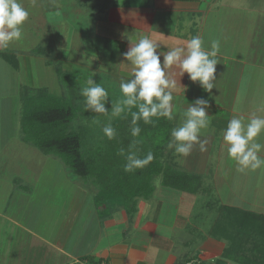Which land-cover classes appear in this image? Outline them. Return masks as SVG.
Listing matches in <instances>:
<instances>
[{
  "label": "crops",
  "instance_id": "0c3cea01",
  "mask_svg": "<svg viewBox=\"0 0 264 264\" xmlns=\"http://www.w3.org/2000/svg\"><path fill=\"white\" fill-rule=\"evenodd\" d=\"M78 1L92 2L88 7L100 16L94 24L97 30L94 38L104 37L110 41L111 52L117 47L121 56L129 47L127 37L136 41L139 36L147 35L159 42L165 53L172 47L185 46L191 36L202 37L205 50H210L213 39L220 41L215 88L210 96L198 84L192 83L187 74L180 77L179 68L169 69L177 83L173 90L175 106L187 108L200 94H207L211 104L208 110L211 123L202 130L200 137L205 141L204 150L199 144L194 145L191 154L184 159L190 167L186 168L185 163L178 166L200 175L206 183L212 184V188L222 182L227 184L226 189L232 188L237 181L245 183L249 178L247 173L252 174V179L247 182L256 191L255 196L249 201H244L240 195L235 202L230 199H220V202L256 213L261 212L254 211L252 206H261L264 215V170H245L239 178H236L238 174L234 178V175L228 177V162L232 159L221 134L234 116H242L245 120L253 115L264 116V88L255 90L252 87L257 79L262 81L260 74L264 73V50L263 55L259 54L264 48V30L258 31L255 23L261 10L246 1L244 4L243 0ZM256 36L263 37V42L253 51L251 42ZM93 40L92 44L95 43ZM6 63V87L0 95V140L3 139L0 141V264H188L194 260L186 257V251L179 253L183 249L177 250L174 244V238L178 237L186 250L190 242L184 238L186 234L181 235L183 230L188 231L186 224L195 200L190 193L157 187L154 202L139 200L136 213L129 219L120 207L101 215L93 202L88 205L89 216L81 218V203L75 198L82 195L85 200L91 194L83 186L55 177L53 169L57 166L64 172L55 156L42 152L44 161L55 165L43 168L46 174L50 171L53 175L49 181L42 180L46 174L36 181L27 180L31 169L16 146L18 142L20 147L26 148L20 135L18 95L23 84L18 71L23 68L19 60L17 68ZM9 70L12 71L10 74ZM182 119L183 116L172 120V128ZM7 127L11 129L3 138ZM263 136L264 133L257 138L258 142L264 143ZM260 155L264 156V151ZM234 171L236 169H232L231 174ZM209 174L213 179L211 182L207 177ZM16 176L23 180L15 181ZM71 187L75 190L74 194L71 193V202L65 210L62 206L53 207L52 216L53 210L49 212L48 202L55 199L62 203L66 196L63 190ZM180 195L186 196L181 198ZM196 248L193 252H198L197 257L218 255L217 259L225 245L223 241L207 236Z\"/></svg>",
  "mask_w": 264,
  "mask_h": 264
},
{
  "label": "rangeland",
  "instance_id": "374dc122",
  "mask_svg": "<svg viewBox=\"0 0 264 264\" xmlns=\"http://www.w3.org/2000/svg\"><path fill=\"white\" fill-rule=\"evenodd\" d=\"M245 1L249 5H252L255 8H259L261 10V12L258 13L255 18V23L258 31L263 32L264 0H243L244 4ZM21 3L29 12V16L27 20L24 21L22 25V33H23L22 38L18 41L14 40L10 42L9 46L6 49L0 50L4 52H13L14 54H16L19 62L22 65L21 67L23 68L20 69V71H18L20 79L23 82V84L20 86L18 90V95L20 94L19 97H20V105H21L19 118H21L22 115V103H23L22 96L24 95L23 93H26L28 89H31V93H35V95L39 93L38 91L45 89L47 90V92L57 95L60 98L70 99L71 90L69 89L68 83L66 84V81H64L63 75L71 73L73 76L72 78L68 77V80L72 79V84L74 81L77 88L79 86L78 89L79 91L77 90L78 93L76 90H72V92H74L73 93L74 95H72L73 104L78 102V105H80L79 109L77 110L76 116L74 118L75 120L73 121L72 124L78 127H83L85 129L86 131L85 139H86V147H87L86 149L88 151H91V154L92 152L96 151V148L99 146L100 148L106 150L111 140H109L104 135L102 128L104 125L108 124L109 121H111L112 124L113 120L116 118V117H112L111 113H112V106L115 105L117 101L122 99V94L120 92L118 84L120 79L130 78L132 65L124 61V58L123 56L120 55L119 51H117L114 59H110L109 57H106L105 55L98 52L92 46L93 44L91 43V40L95 39L94 33H96L97 31L96 28H94V24L97 19H100V16H98V14L94 12V10L88 7L89 4H91L92 2L84 4L78 0H21ZM249 22H251V20H249ZM260 42H263V37L256 36L252 40L251 43H252L253 51L254 48L258 49L259 47L262 46V45L260 46L259 44ZM263 50L264 48L262 49V51L259 52V54L263 55L262 53ZM6 66H7L6 61H4L3 58L0 57V80L2 86V88L0 89V95L1 93L4 92L3 90H5L6 87V76L4 73L5 70L6 72L8 70L6 69ZM10 72L12 71L9 70V74ZM91 75H92V79H94L96 83L102 85L108 91L109 99L111 103L107 105L108 106L107 115L91 113L89 111H85L83 106L81 107V105H83L82 101H84V99L80 95V89L82 87L87 86L86 81ZM78 78H80L79 81ZM260 79L262 81H259L257 79L256 81H254V83H252V87L255 90L259 87H261V89L264 88L263 72L260 74ZM75 85H73V88ZM3 95L6 94L4 93ZM200 95L209 99V96L207 94H200ZM248 97H250V93H248ZM262 97L264 98V95H262ZM6 100L9 99L6 98ZM246 101L250 102V100H247V98ZM184 109L186 108L183 107L182 105L181 106L176 105L175 119L177 118L180 119L182 117V113ZM20 123H21V119H20ZM10 129L11 128L7 127V130L5 131V133H3V138L8 135ZM115 129H116V137L112 139V143H115L116 140L118 141L120 140L121 142L120 144H123L125 143V141L124 140L122 141V139H127L129 140V143L131 142L133 143L134 140L138 142L140 140L153 139L154 137V136H147V134H145L144 132V133H140L138 137L131 136V140H130V136L128 135L127 129H123L122 133L118 132L119 130H121L118 127V125H116ZM23 134L24 133L21 131L20 134L22 135L21 139L26 143V148L20 147V144L17 142L16 143L17 150H19V152L22 154L23 156L22 158L23 159L25 158L24 159L25 163H27L30 166L31 171L28 170L29 173L27 176V180L36 181L40 179L39 177H42L43 174H46L43 169L44 167L50 164H53L52 166L55 165L54 162L46 163V159L44 161L42 151L37 147H35L33 144L25 141ZM263 139L264 136L261 138V140ZM11 146L13 149L16 148V146L13 144ZM22 150H24V154ZM162 153L165 155L166 158L169 159L171 163L176 165H180V164L183 165V163H185L186 168L190 167V163L184 161L185 157H179L175 155L174 151L168 149L167 146H165L162 149ZM48 155L53 157L55 156L54 158L58 160L57 162L59 164L61 162L63 166L64 172H62V170H60V167L58 168V166L57 168L53 169L54 170L53 173L55 174V177H58V180H62L66 182L67 181L66 179H68V182H73L78 186L85 187L87 191L90 192L91 195H93V198L90 197L91 195H89L85 200H83L82 195H80V198L78 196L75 198L76 199L75 201L81 203V208L79 210L81 218H83L82 216H84L85 218L88 217L89 216L88 215L89 211H87L88 205H90L92 202L95 203L94 201H95L96 193L99 192V190H101L102 187L104 186L103 185L105 184L104 180L98 178L95 175L89 177H83L81 175L74 174L71 171L70 167L66 165L67 163L66 162L64 163V160L61 157H59L58 154L52 153ZM6 160L9 161V159ZM235 165L236 163L233 160L228 162V166L230 167L229 168L230 171L228 170L229 172L228 177L234 175L233 176L234 178L236 177L235 175L238 174L237 175L238 177L236 178H239L241 172H238L236 170L234 171V173L231 174L232 169L235 170L237 168ZM9 167H12V164H9ZM262 170H264V168H262ZM255 171H258V169ZM261 174L262 173H259V175ZM246 175L249 177L247 178V181L252 179V174L247 173ZM52 176H53L52 173L49 171V173L47 172L46 174V178L45 179L41 178V179L49 181L50 177L52 178ZM207 177L209 178L210 182L213 181V179H211L210 174ZM20 180L23 179L20 178L19 176H16L15 181L19 182ZM247 181L242 184H240L237 181L236 183L233 184V187L229 189L225 188V186H227L225 182L219 184L215 183L216 184L215 187L212 188L214 196L217 197L219 201L220 199L222 201L224 200L227 201V199H230L235 202L238 200L237 197L242 195L244 197V201H249L252 198V196H255V194L257 193L250 186L249 184L250 182L248 183ZM152 182L153 185L155 183L158 189L162 187L160 183V176L156 177L155 180L153 178ZM256 185L258 184L256 183ZM63 191L64 193H66V196L64 197L62 203H60L59 200H55V199L50 200L48 202V204H50L48 205L49 212L53 210L52 216L54 215L53 207L57 209L58 206L60 207L62 206L65 210L66 205H69V203L71 202L70 200L72 196L71 193L75 192L74 187L64 189ZM223 192L224 194H222ZM221 194L222 197L220 196ZM180 196L182 198L183 196L186 195H180ZM150 199L152 202H154V192L147 200ZM114 200L111 201L116 202V205H111L113 204V202L109 204L111 210H113L114 208L117 209L121 202L119 199H114ZM242 201L243 198L241 197L240 202ZM72 202L74 203V200ZM251 209L262 213L261 206H255V207L252 206ZM150 213L152 214V211ZM105 215H107V213H105ZM126 215L128 216V219L131 218V216L128 215L127 212ZM215 215L216 213H213V215L210 218H213ZM206 222L204 223L201 222V223H203L204 225L206 224ZM208 222H211V220L208 219ZM195 225H198L197 221ZM195 229L196 230L198 229L195 232V234L191 233L190 235V233L186 230H183V232L181 233V235L186 234V236H184L186 240L189 241L190 239L188 246H186V250H184L185 249V247H183L184 245L180 244L181 243L180 238L178 237L174 238L175 240L174 244L176 245L175 248H177V250L183 249L179 253H183L186 251L185 253L188 254V256L186 257L187 258L192 257L194 259L191 260V262H189L188 264H193V261H195L196 264H240L236 260L233 261L226 258H222L220 259L221 261H218L217 259L219 258L217 259L215 258L218 255L210 256V257L201 255L200 258L197 257L199 255L198 252L194 253L193 250L197 249L196 247L200 246L202 241L205 240L208 235H205L206 233L205 228L202 229L201 227ZM195 229H193V231ZM200 230H202L200 234H204V237L199 236L198 232ZM217 240L223 241L224 245L226 246L225 239H217Z\"/></svg>",
  "mask_w": 264,
  "mask_h": 264
},
{
  "label": "trees",
  "instance_id": "16d2710c",
  "mask_svg": "<svg viewBox=\"0 0 264 264\" xmlns=\"http://www.w3.org/2000/svg\"><path fill=\"white\" fill-rule=\"evenodd\" d=\"M95 40L92 45L94 49L114 59L117 52L116 45L114 44L116 48L111 52L110 41L100 36ZM119 46L121 47L122 44ZM0 57L11 66L18 67V58L13 52L0 51ZM72 76L71 73L63 75L64 81L71 90L70 99L60 98L45 89L38 91L37 95L31 93V89L23 93L21 127L25 141L33 144L44 154H58L74 174L83 177L95 175L103 179L105 184L96 193L94 201L98 212L102 215L111 211L109 204L114 199L121 201L119 207H122L128 215H134L139 199L147 200L153 192L155 193L157 187L155 183L153 185L152 180L160 176L162 187L195 196L192 212L186 224L190 233L195 234L198 230L195 228L202 227L205 228V235L226 240V246L218 261L226 258L236 260L240 264H264V215L222 204L214 196L212 187L200 175L180 168L165 157L162 149L171 138L172 121L166 118H153V124L139 122L140 133L145 132L147 136H154L153 139L136 142L135 148L132 149L140 158L149 151L152 152L154 159L143 168L133 172L124 171L126 160L118 153L121 148L125 153L128 152L132 142L129 143L127 139H122L125 141L123 144H120V140H116L115 143L111 140L106 150L99 146L91 154V151L86 149L85 129L72 124L80 106L78 102L73 104L72 90L77 91L79 86L77 88L74 81L72 84V79L68 80V77L72 78ZM82 104L81 107L84 108V101ZM112 124L114 128L118 125L121 129L118 132L122 133L123 129H127L131 140V113L121 114ZM111 205H116V202ZM213 213L216 215L210 218ZM208 219L211 222H208ZM196 221L198 225H195ZM201 222L206 224L203 225ZM201 231L198 234L204 237V234H200Z\"/></svg>",
  "mask_w": 264,
  "mask_h": 264
},
{
  "label": "clouds",
  "instance_id": "9594fccd",
  "mask_svg": "<svg viewBox=\"0 0 264 264\" xmlns=\"http://www.w3.org/2000/svg\"><path fill=\"white\" fill-rule=\"evenodd\" d=\"M29 16L28 10L21 0H0V50L6 49L10 42L22 38V25ZM129 41L128 50L122 53L124 61L132 65L130 78L120 79L119 89L122 99L112 106V117L131 113V135L138 137L141 132L140 121L153 124V118L175 119L173 90L177 83L169 69L179 68L180 77L187 74L188 79L198 84L209 96L215 88L216 66L219 63L217 54L220 51V41L213 39L210 50H205L204 40L196 35L191 36L185 46L172 47L165 53L161 44L147 35H141L136 41ZM87 86L80 89L84 99V110L91 113L107 115L111 102L108 91L92 79L86 81ZM185 91V90H184ZM209 99L198 96L183 110L182 122L172 128L171 139L167 148L179 157H188L194 145L199 144L204 150L205 141L201 140V132L211 123ZM136 111H132V109ZM104 135L112 140L116 137V129L111 121L102 128ZM264 133V116L253 115L245 120L242 116H234L228 120L222 130V139L227 145L228 156L236 163L238 172L255 171L264 168V143L258 142V137ZM136 141L129 145V150L121 148L119 155L125 157V172L148 165L154 156L149 151L143 158L136 155ZM193 264H196L193 261Z\"/></svg>",
  "mask_w": 264,
  "mask_h": 264
},
{
  "label": "built area",
  "instance_id": "2783aa9c",
  "mask_svg": "<svg viewBox=\"0 0 264 264\" xmlns=\"http://www.w3.org/2000/svg\"><path fill=\"white\" fill-rule=\"evenodd\" d=\"M101 264H107V263H105V262H102Z\"/></svg>",
  "mask_w": 264,
  "mask_h": 264
}]
</instances>
